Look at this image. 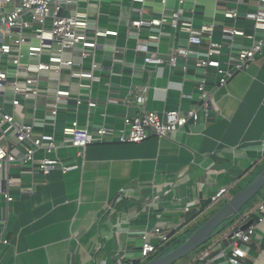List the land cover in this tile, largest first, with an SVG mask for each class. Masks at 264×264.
<instances>
[{
	"label": "crops",
	"instance_id": "1",
	"mask_svg": "<svg viewBox=\"0 0 264 264\" xmlns=\"http://www.w3.org/2000/svg\"><path fill=\"white\" fill-rule=\"evenodd\" d=\"M165 5L166 10L161 0H145L143 6L131 0H70L66 6L70 14L86 12L93 28L113 30L117 35L97 38L98 48L93 49V57H83L80 45L62 54L74 62L72 69L92 70L99 76L89 88L80 87L78 80L69 77V68L64 67L59 74L51 70L38 74L37 98L19 97V116L25 122H30L32 116L41 121L49 116L54 91L70 92V98L58 110L55 126L46 120L47 124L34 127L37 134H52L58 146L56 152L36 151L34 164L42 158L57 156L63 165L77 167L63 172L56 165L41 173L35 165L12 164L7 172H2L3 189L6 175L12 181L8 188L12 199L7 201L0 196V264L140 262V236L144 231L151 232L147 241L159 246L160 236L153 234L156 228L169 236L156 254L169 253L264 170V44L261 53L224 86L217 84L214 70L205 72L195 66L194 54L185 57L181 69L163 64L147 65L142 70L148 31L130 24L138 18L139 7L146 18L164 15L169 20L156 47L163 58L175 47L187 46L186 34L170 26V10L178 8L177 0H166ZM256 7L257 0H196L195 4L188 1L180 7V18L191 21L195 27L214 24L212 40L222 45L220 59L224 60L229 50L235 54L262 38V31L255 30L245 17ZM233 9L236 18L224 16ZM9 10L10 6L4 8V12ZM225 28L242 31L241 43H232L223 36L221 30ZM1 40L11 45V55L20 51L25 62L38 60L27 57L26 48L13 44L2 27ZM207 45L204 40L200 48ZM55 54V48L45 49L41 60ZM93 58L97 64L94 68ZM1 63L9 70L12 68L5 60ZM25 76L20 75L21 84ZM202 78L207 80L205 89L209 94L207 114L200 111L195 123H187L168 137L150 136L138 144L95 138L81 152L62 133V128L72 120L95 132L103 126L119 128L124 116H137L143 111L184 113L198 102L197 87ZM141 86L147 87L143 105L134 100ZM76 97L82 101L78 105ZM10 98V93L0 92L2 113L12 112ZM88 100L96 105L89 107ZM0 141L16 155H22L24 146L17 144L13 131L6 134V139L0 137ZM224 187L229 188L226 198L212 205L210 197ZM263 199L264 185L239 215L231 217L223 229L229 218L221 222L208 240L243 220L245 213ZM260 215L263 220L258 222ZM244 220V225H254V232L247 244H241L245 250L242 264H264V213H253ZM212 248L208 255L213 258L212 264H229L227 241ZM201 249L202 246L174 264L193 263ZM121 251L123 255L117 258Z\"/></svg>",
	"mask_w": 264,
	"mask_h": 264
},
{
	"label": "built area",
	"instance_id": "2",
	"mask_svg": "<svg viewBox=\"0 0 264 264\" xmlns=\"http://www.w3.org/2000/svg\"><path fill=\"white\" fill-rule=\"evenodd\" d=\"M195 4L196 0H177L178 8L170 10V26L180 33L186 34L187 46L175 47L172 49L167 58H163L160 52L156 49L158 40L163 26L169 21L166 16L160 18H146L142 7H139L138 18L131 20L132 27L140 29L147 28V45L144 46L145 55L142 59L140 68L143 70L147 65L160 66L167 65L169 68L175 67L177 59L185 58L189 54H194L195 66L204 69L214 70L217 76V84L224 86L233 76L243 71L246 66L261 53L264 44V0H257V7L254 11L247 12L245 17L251 21L255 30L262 31V38L254 41L249 48L240 49L237 53L232 50L226 54L224 60L220 59L222 55V45L212 40L214 32V24H201L195 27L191 21L182 20L180 18V7L186 2ZM133 4L143 6L145 0H131ZM70 0H0V27L4 30V35L10 38L17 47L26 48V56L29 58H37L36 62H25L23 60V52H18L16 55H11V45L0 41V57L10 63L12 68L9 70L2 66L0 61V92H8L11 98L8 101L12 106L11 113H2L0 110V137L6 139V134L13 131L18 145L24 146L22 155H16L5 142L0 141V196H3L7 201L12 198L8 193V188L12 185V181L8 175L4 177L6 189L1 186V174L8 171L12 164H31L35 165V170L41 173H47L51 168L60 165L63 172L76 168L77 164L63 165L57 158H42L34 164V154L38 150H43L46 153L56 152L58 146L55 143L52 134H37L34 132V127L46 123H51L55 126L58 110L63 102L70 98L68 90L57 89L52 94V106L49 116L44 120L38 121L34 116L30 122H25L23 116H19L16 108L20 103L19 97L37 98L38 91V74L41 71H53L57 74L61 73L64 67L69 68V77L79 81L80 87L91 86L93 81L99 80V76L95 75L92 70H74V62L71 59L63 58L62 54L65 51L72 50L76 45L82 47V56H94V50L98 48L97 38L106 37L108 35H117L116 31L106 30L100 31L91 26L87 13L84 11H76L73 14L59 15L62 9ZM164 10L166 0H161ZM10 6L8 12H4V8ZM194 9L191 11L193 12ZM227 18H236L237 12L235 9L227 10L224 14ZM29 31L25 34V31ZM223 36L229 38L226 34H240L244 36L242 31L234 28L222 29ZM253 39V36H248ZM207 42V47L201 49L200 46ZM33 42H36L34 44ZM231 43H229L230 45ZM56 49V54L49 56L46 61L41 60L42 51L45 49ZM114 51L119 52L120 49L113 47ZM96 62L93 58L92 68L96 67ZM134 68V67H133ZM136 68V67H135ZM25 73L26 76L21 84L19 82L20 75ZM86 79L88 82H84ZM206 78L200 79L198 82L199 98L198 102L189 110L182 113L180 110L164 111L162 114L155 111H143L137 116H124L122 125L119 128L100 127L95 132H89L85 127L79 126L76 120H72L69 124L62 128V133L71 138V145L79 151H83L86 146L93 143L95 138L103 140L110 138L112 141L124 144H138L155 136L156 138L168 137L171 133L181 129L187 123H195L199 118V112L203 111L207 114L209 106V94L205 89ZM147 87L141 86L139 92L134 95L136 103L143 105L146 101ZM75 104H80L82 101L76 97ZM89 107L95 106V102L88 100ZM46 123V124H47ZM229 192L228 187L220 188L214 195L210 197V203L213 205L218 201L226 198ZM187 208L185 209V211ZM264 213V199L256 203V205L245 213L243 220L231 224L219 236H214L202 246L198 256L192 261L196 264H212L213 258L208 257L212 251V247L221 242L227 241L230 252L227 256L229 264H242L245 257V250L241 244H247L254 232V225H249L242 228L245 223V218L253 213ZM263 217L260 215L257 219L261 222ZM151 232H142V246L140 248L139 261H146L152 255L158 252V248L169 240V236L162 232L159 228L154 229L153 234L160 236L159 246H155L147 241V236ZM2 240H0L1 242ZM6 243V240H3ZM201 246L199 248H201Z\"/></svg>",
	"mask_w": 264,
	"mask_h": 264
},
{
	"label": "water",
	"instance_id": "3",
	"mask_svg": "<svg viewBox=\"0 0 264 264\" xmlns=\"http://www.w3.org/2000/svg\"><path fill=\"white\" fill-rule=\"evenodd\" d=\"M70 13L62 9L59 12V15L68 16ZM146 17V16H144ZM231 38V42L235 44L241 43L243 37L240 34H226ZM111 54V53H110ZM185 58L180 57L177 59L175 68L181 69ZM200 70H204L200 68ZM20 147H22L20 145ZM23 148V147H22ZM24 149V148H23ZM264 185V170L246 187L242 188L236 192L231 198L227 199L224 204L203 224H201L188 238L187 240L175 250L166 253V254H155L151 258L147 259L143 264H174L179 259L190 255L201 245H203L212 235L213 230L223 221L227 220L221 229L226 227L229 222H231L233 216L239 215L240 210L249 203L258 193L260 188ZM247 224L243 225L242 228L249 226ZM142 239L140 244H138L139 249L142 246ZM123 255V251L119 252L118 257ZM191 264H196L195 262Z\"/></svg>",
	"mask_w": 264,
	"mask_h": 264
},
{
	"label": "rangeland",
	"instance_id": "4",
	"mask_svg": "<svg viewBox=\"0 0 264 264\" xmlns=\"http://www.w3.org/2000/svg\"><path fill=\"white\" fill-rule=\"evenodd\" d=\"M250 202H252V200H251ZM250 202L247 203L245 206H248V205L250 204ZM142 262H143V261H140V262H138V264H141Z\"/></svg>",
	"mask_w": 264,
	"mask_h": 264
},
{
	"label": "trees",
	"instance_id": "5",
	"mask_svg": "<svg viewBox=\"0 0 264 264\" xmlns=\"http://www.w3.org/2000/svg\"><path fill=\"white\" fill-rule=\"evenodd\" d=\"M138 262H136V261H133L131 264H137Z\"/></svg>",
	"mask_w": 264,
	"mask_h": 264
}]
</instances>
